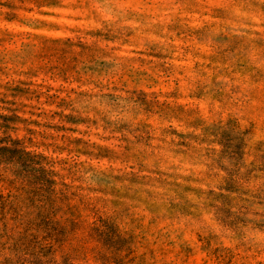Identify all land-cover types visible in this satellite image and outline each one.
<instances>
[{"label": "clouds", "instance_id": "obj_1", "mask_svg": "<svg viewBox=\"0 0 264 264\" xmlns=\"http://www.w3.org/2000/svg\"><path fill=\"white\" fill-rule=\"evenodd\" d=\"M4 20L0 264H264V0H12Z\"/></svg>", "mask_w": 264, "mask_h": 264}, {"label": "rangeland", "instance_id": "obj_2", "mask_svg": "<svg viewBox=\"0 0 264 264\" xmlns=\"http://www.w3.org/2000/svg\"><path fill=\"white\" fill-rule=\"evenodd\" d=\"M12 6V0H0V22H6L4 20L5 15L10 11ZM46 11V9H45ZM49 21H53L54 17H48ZM71 23V22H69ZM43 39L45 41H49L50 43L47 44V50L44 53L45 59L48 57H52L59 60H62L67 53V47H60L59 42L63 41L65 45H67L68 41L72 37V32L70 31H61L58 25H54L50 30H45L41 33ZM53 67H61L64 71H70L71 67L67 64H57L53 65ZM53 95H55L53 93ZM59 106V105H58ZM59 115V113H57ZM73 123L71 118H69V124ZM57 131L63 132L65 129L63 126H59L56 128ZM68 130H72L69 128ZM43 180V177L37 178V183Z\"/></svg>", "mask_w": 264, "mask_h": 264}]
</instances>
